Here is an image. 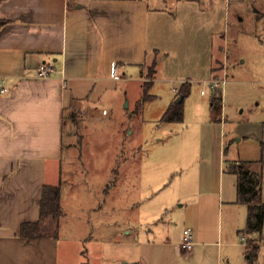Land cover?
<instances>
[{
  "label": "rangeland",
  "instance_id": "1",
  "mask_svg": "<svg viewBox=\"0 0 264 264\" xmlns=\"http://www.w3.org/2000/svg\"><path fill=\"white\" fill-rule=\"evenodd\" d=\"M194 2L210 9L209 26L183 17L179 0H151L177 21L170 40L160 34L166 50L152 55L153 99L139 105L138 67L106 89L109 116L87 118L77 106L65 114L58 234L51 218L41 237L0 234V264H244L237 225L246 215L236 206L245 205L229 202L235 176L221 183L217 167L220 154L223 163L252 154L264 122V0ZM214 76L226 80L220 120L210 112ZM187 81L183 120L161 122ZM186 226L192 250L179 246Z\"/></svg>",
  "mask_w": 264,
  "mask_h": 264
},
{
  "label": "crops",
  "instance_id": "2",
  "mask_svg": "<svg viewBox=\"0 0 264 264\" xmlns=\"http://www.w3.org/2000/svg\"><path fill=\"white\" fill-rule=\"evenodd\" d=\"M179 1L186 7L183 17L189 21H194V15L203 17L207 26L214 21L209 8L206 12L195 0ZM176 26V16L152 6L151 0H0V234L16 237L22 222L39 218L43 185L56 184L60 173L65 114L77 106L87 118L109 116L110 108L100 103L106 89L113 81L132 80L138 67L136 81L142 88L144 66L155 59L154 52L167 48L160 34L172 35ZM43 62L56 71L38 76ZM255 139L252 154H240L224 163L220 154L221 183L227 161L264 157L260 144L264 142V122ZM230 174L235 176V191L229 202L245 205L236 201L237 176ZM260 201H264V166L256 199ZM236 207L239 215L245 210L247 217L246 205ZM237 227L238 234L249 237L239 231L244 228L241 223ZM255 264H264V222Z\"/></svg>",
  "mask_w": 264,
  "mask_h": 264
},
{
  "label": "trees",
  "instance_id": "3",
  "mask_svg": "<svg viewBox=\"0 0 264 264\" xmlns=\"http://www.w3.org/2000/svg\"><path fill=\"white\" fill-rule=\"evenodd\" d=\"M259 15V14H258ZM259 18V16H257ZM156 59H153L147 76L142 81V96L139 105L154 98L150 88L156 75ZM213 78H217L214 76ZM222 86L212 87L210 97V112L213 120H220L223 108ZM190 91V83L184 82L178 90L177 96H182L180 102H171L160 117L161 122L182 121L184 117L183 100ZM264 150V142H260ZM264 157L256 161L228 162L225 170L237 176V199L239 203L247 206V217L245 227L240 232L250 237L246 245V264H255L258 257L260 234L264 222V201L256 202L262 187V171ZM64 215L61 206V187L59 184H44L39 200V218L34 221L21 223L19 236L29 240L47 234L44 223L47 219H54L56 226L53 234H58L59 220Z\"/></svg>",
  "mask_w": 264,
  "mask_h": 264
},
{
  "label": "built area",
  "instance_id": "4",
  "mask_svg": "<svg viewBox=\"0 0 264 264\" xmlns=\"http://www.w3.org/2000/svg\"><path fill=\"white\" fill-rule=\"evenodd\" d=\"M56 71L55 67L51 64L48 63H41L38 66V76L40 77H47L49 75H51L52 73H54ZM211 82V86L215 87V86H220L223 85L226 80H224L223 78H213L210 80ZM1 91H5V89H1ZM202 93H205L204 90H202ZM241 239L243 240V242L247 245V238L245 237L244 234L241 235ZM195 243V234L194 231L190 228V227H184L182 230V237H181V242H180V248L181 249H185V250H190L193 248Z\"/></svg>",
  "mask_w": 264,
  "mask_h": 264
},
{
  "label": "water",
  "instance_id": "5",
  "mask_svg": "<svg viewBox=\"0 0 264 264\" xmlns=\"http://www.w3.org/2000/svg\"><path fill=\"white\" fill-rule=\"evenodd\" d=\"M181 100H182V96L180 95V96L176 97L174 101L175 102H180Z\"/></svg>",
  "mask_w": 264,
  "mask_h": 264
}]
</instances>
